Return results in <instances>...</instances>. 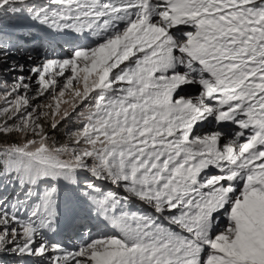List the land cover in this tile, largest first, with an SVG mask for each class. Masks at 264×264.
Wrapping results in <instances>:
<instances>
[{"label":"snow or ice","instance_id":"1","mask_svg":"<svg viewBox=\"0 0 264 264\" xmlns=\"http://www.w3.org/2000/svg\"><path fill=\"white\" fill-rule=\"evenodd\" d=\"M0 264H264V0H0Z\"/></svg>","mask_w":264,"mask_h":264},{"label":"rangeland","instance_id":"2","mask_svg":"<svg viewBox=\"0 0 264 264\" xmlns=\"http://www.w3.org/2000/svg\"><path fill=\"white\" fill-rule=\"evenodd\" d=\"M78 124H79V121H78L77 118L74 116L71 120H64V121L58 126V128L55 129L54 131H51V130H50V131H49V135L52 137V134H53L55 131H58V129L63 128L64 131H65V132H64L65 137H64V135H63L64 140L62 141V140H59V139H55L56 142H57V144L63 143V142L67 139L68 134H69L71 131H73V130L75 129V127H76ZM211 171H214V170H211ZM209 174H211V172H210ZM101 186L104 188L105 191H107L109 187H111V188H113V190H115V186L104 185V184H102ZM136 202H137V201L133 200V201L131 202V204H134V203H136ZM137 203H139V202H137ZM139 207L142 208L143 206H142V205H139ZM129 208H130V206L128 207V210H129V211H132V209H129ZM64 237H65V235H63V238H64ZM71 242H72V238L70 239V241L66 242V244H67V243H71Z\"/></svg>","mask_w":264,"mask_h":264},{"label":"trees","instance_id":"3","mask_svg":"<svg viewBox=\"0 0 264 264\" xmlns=\"http://www.w3.org/2000/svg\"><path fill=\"white\" fill-rule=\"evenodd\" d=\"M64 129L63 128H61V129H58V131H55L53 134H52V137L54 138V139H59V140H64V138H63V135H64ZM64 137H65V135H64Z\"/></svg>","mask_w":264,"mask_h":264},{"label":"clouds","instance_id":"4","mask_svg":"<svg viewBox=\"0 0 264 264\" xmlns=\"http://www.w3.org/2000/svg\"><path fill=\"white\" fill-rule=\"evenodd\" d=\"M63 235H65L64 239L65 242L70 241V238L72 237L71 229H67L63 232Z\"/></svg>","mask_w":264,"mask_h":264},{"label":"bare ground","instance_id":"5","mask_svg":"<svg viewBox=\"0 0 264 264\" xmlns=\"http://www.w3.org/2000/svg\"><path fill=\"white\" fill-rule=\"evenodd\" d=\"M203 127H205V128H206V127H207V125H204Z\"/></svg>","mask_w":264,"mask_h":264}]
</instances>
